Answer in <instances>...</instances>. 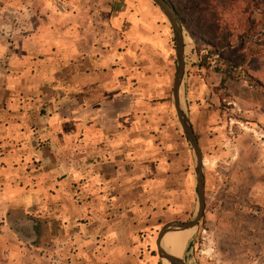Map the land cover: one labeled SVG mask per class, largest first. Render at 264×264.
I'll use <instances>...</instances> for the list:
<instances>
[{
    "label": "crops",
    "instance_id": "0c3cea01",
    "mask_svg": "<svg viewBox=\"0 0 264 264\" xmlns=\"http://www.w3.org/2000/svg\"><path fill=\"white\" fill-rule=\"evenodd\" d=\"M15 1L0 0V264H140L150 42L129 39L123 0Z\"/></svg>",
    "mask_w": 264,
    "mask_h": 264
},
{
    "label": "rangeland",
    "instance_id": "374dc122",
    "mask_svg": "<svg viewBox=\"0 0 264 264\" xmlns=\"http://www.w3.org/2000/svg\"><path fill=\"white\" fill-rule=\"evenodd\" d=\"M171 2L184 22L182 99L202 150L206 179L205 216L178 258L186 264H264V92L249 83L251 77L264 87V0ZM122 4L129 39L139 38L137 48L145 47L142 38L150 42L136 62L141 75L161 78L158 86L153 83L161 90L145 93L150 105H144V116L155 124L153 155L144 157L151 163L152 181L128 221L129 259L168 264L158 256L159 232L171 222L190 221L198 209L194 155L173 101L176 45L171 25L151 0ZM53 30L54 37L63 35ZM191 34L206 43L199 55ZM222 59L238 65L225 83ZM146 60H152V68L143 66ZM204 62V68L198 67ZM173 234L164 238L167 252Z\"/></svg>",
    "mask_w": 264,
    "mask_h": 264
},
{
    "label": "water",
    "instance_id": "95a60500",
    "mask_svg": "<svg viewBox=\"0 0 264 264\" xmlns=\"http://www.w3.org/2000/svg\"><path fill=\"white\" fill-rule=\"evenodd\" d=\"M156 7L162 12L166 17L169 24L171 25L175 45H176V75L173 82V101L174 108L180 126L184 132V136L189 143L193 155H194V170L196 174L197 181V199H198V209L195 216L188 222H171L165 225L158 234L156 247L158 256L161 260L167 261L169 264H186L183 259L175 257L169 254L162 247V241L165 236L169 233H175L180 231H186L191 229H196L199 226L200 221L205 216L206 209V179L204 172V159L202 150L193 129L192 123L190 121L189 115L184 108L182 91L184 88V81L186 75V59H185V33L183 28V22L178 17L177 12L174 7H172L166 0H151Z\"/></svg>",
    "mask_w": 264,
    "mask_h": 264
},
{
    "label": "trees",
    "instance_id": "16d2710c",
    "mask_svg": "<svg viewBox=\"0 0 264 264\" xmlns=\"http://www.w3.org/2000/svg\"><path fill=\"white\" fill-rule=\"evenodd\" d=\"M172 7L175 8V6L172 4L171 0H166ZM176 12H177V15L178 17L182 20L183 22V19L181 18V16L179 15L177 9L175 8ZM184 23V22H183ZM192 35V38L195 42V52L199 55V52H200V46L202 45H205L206 43L204 41H202L201 38H199L198 36L194 35V34H191ZM216 53L215 51H212V54ZM223 61V67L226 66V68L224 69V79L222 80V83H225L227 80L231 79L232 78V75H231V72L232 70L238 68V65L235 64V63H232L228 60H224L222 59ZM228 65V66H227ZM205 65V62L202 64H199L198 67H201V68H204ZM249 83H250V87L255 89V90H260V91H263L264 92V87L261 85V83L259 81H256L254 79H252L251 77L249 78Z\"/></svg>",
    "mask_w": 264,
    "mask_h": 264
},
{
    "label": "bare ground",
    "instance_id": "6f19581e",
    "mask_svg": "<svg viewBox=\"0 0 264 264\" xmlns=\"http://www.w3.org/2000/svg\"><path fill=\"white\" fill-rule=\"evenodd\" d=\"M195 231V229H191L175 232L172 236L168 253L175 257H178V252L184 248L185 244L192 238Z\"/></svg>",
    "mask_w": 264,
    "mask_h": 264
}]
</instances>
